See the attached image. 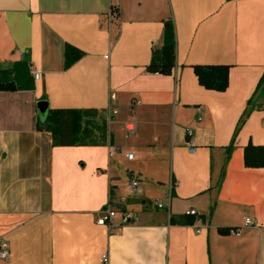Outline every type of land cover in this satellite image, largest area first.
<instances>
[{
    "label": "crops",
    "instance_id": "1",
    "mask_svg": "<svg viewBox=\"0 0 264 264\" xmlns=\"http://www.w3.org/2000/svg\"><path fill=\"white\" fill-rule=\"evenodd\" d=\"M167 22L164 74L149 66ZM196 65H228L227 89ZM11 82L24 87L0 90V264H264V166L245 164L264 146V0H0ZM41 100L92 110L112 143L55 144ZM108 205L112 230L97 223ZM190 210L205 220L171 221Z\"/></svg>",
    "mask_w": 264,
    "mask_h": 264
},
{
    "label": "trees",
    "instance_id": "2",
    "mask_svg": "<svg viewBox=\"0 0 264 264\" xmlns=\"http://www.w3.org/2000/svg\"><path fill=\"white\" fill-rule=\"evenodd\" d=\"M119 14V8L113 9ZM176 40L172 22H167L164 31V45L153 53L149 70L168 74L175 64ZM195 73L199 83L207 89L224 91L229 85L228 65H196ZM20 77V75H19ZM24 85H16L14 82L0 84V90H17ZM92 110L80 109H48L46 118L39 125L42 129L51 131L54 143L58 145H81L112 143V136L108 129L107 122L94 123L89 117ZM245 164L249 167L264 166V146L249 144L245 149ZM205 220L204 216L197 214H185L179 217H172L173 223L194 224L198 219ZM222 233L230 230L221 229Z\"/></svg>",
    "mask_w": 264,
    "mask_h": 264
},
{
    "label": "built area",
    "instance_id": "3",
    "mask_svg": "<svg viewBox=\"0 0 264 264\" xmlns=\"http://www.w3.org/2000/svg\"><path fill=\"white\" fill-rule=\"evenodd\" d=\"M35 78L38 79L40 77L39 72H35ZM263 109H264V103L262 105ZM201 117H198V120H200ZM130 130L133 129L129 128ZM188 135L191 137L193 134V130L192 129H187ZM195 146H190L189 150L191 152L195 151ZM127 157L129 159H133L134 155L128 154ZM129 187L131 190H133L134 192L137 193H142L143 192V186L140 184V182L137 179H132L129 183ZM160 206H162V204H160ZM188 214H197L196 210H190L188 212ZM118 216V212L113 209L111 206L108 205L107 208L103 209L100 213V215L97 218V223L98 224H103V225H107L109 227L110 230H112L113 228V222L114 219ZM120 217L123 223H128L133 221V219L135 218V216L133 214H130L128 212L122 211L120 212ZM253 224V220L250 217H246L245 218V225H252ZM198 232H200V230H198ZM232 232L234 233H239V229H232ZM10 256V244L6 239H0V258L3 260L8 259ZM102 261L104 263H108L109 262V257L108 255H104L102 258Z\"/></svg>",
    "mask_w": 264,
    "mask_h": 264
},
{
    "label": "water",
    "instance_id": "4",
    "mask_svg": "<svg viewBox=\"0 0 264 264\" xmlns=\"http://www.w3.org/2000/svg\"><path fill=\"white\" fill-rule=\"evenodd\" d=\"M48 109H49V103L45 100H41L39 103H38V110L39 112L46 116L47 115V112H48Z\"/></svg>",
    "mask_w": 264,
    "mask_h": 264
}]
</instances>
